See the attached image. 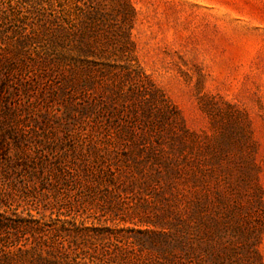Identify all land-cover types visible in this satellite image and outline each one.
Wrapping results in <instances>:
<instances>
[{
    "label": "rangeland",
    "instance_id": "1",
    "mask_svg": "<svg viewBox=\"0 0 264 264\" xmlns=\"http://www.w3.org/2000/svg\"><path fill=\"white\" fill-rule=\"evenodd\" d=\"M0 10V264H264V0Z\"/></svg>",
    "mask_w": 264,
    "mask_h": 264
},
{
    "label": "trees",
    "instance_id": "2",
    "mask_svg": "<svg viewBox=\"0 0 264 264\" xmlns=\"http://www.w3.org/2000/svg\"><path fill=\"white\" fill-rule=\"evenodd\" d=\"M0 13L2 11L0 10ZM3 14V13H2ZM4 71V76L6 79L0 83V94L6 90L7 78L10 76L9 70L1 69ZM3 118V119H1ZM6 124L7 127H4ZM21 132L18 131L15 123L7 119V115L4 113L3 116L0 115V151L7 153L9 160L19 159L18 153L10 156L12 151L19 150L21 146L27 142L22 136ZM1 166L4 165L0 162ZM6 169L17 168L21 172L26 173L29 177H41L44 174L60 175L63 173L60 166L48 167L47 161H5ZM4 165V166H5Z\"/></svg>",
    "mask_w": 264,
    "mask_h": 264
}]
</instances>
